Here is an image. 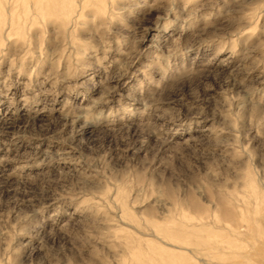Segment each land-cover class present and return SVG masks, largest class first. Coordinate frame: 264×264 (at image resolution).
Listing matches in <instances>:
<instances>
[{
	"label": "rangeland",
	"instance_id": "rangeland-1",
	"mask_svg": "<svg viewBox=\"0 0 264 264\" xmlns=\"http://www.w3.org/2000/svg\"><path fill=\"white\" fill-rule=\"evenodd\" d=\"M0 264H264V0H0Z\"/></svg>",
	"mask_w": 264,
	"mask_h": 264
}]
</instances>
